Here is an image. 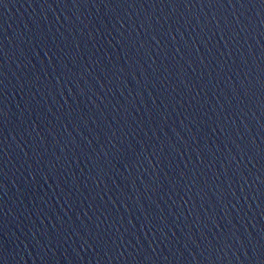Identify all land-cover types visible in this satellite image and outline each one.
<instances>
[{
    "label": "water",
    "instance_id": "95a60500",
    "mask_svg": "<svg viewBox=\"0 0 264 264\" xmlns=\"http://www.w3.org/2000/svg\"><path fill=\"white\" fill-rule=\"evenodd\" d=\"M0 264H264V0H0Z\"/></svg>",
    "mask_w": 264,
    "mask_h": 264
}]
</instances>
